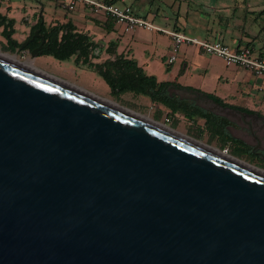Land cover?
<instances>
[{
  "label": "water",
  "instance_id": "1",
  "mask_svg": "<svg viewBox=\"0 0 264 264\" xmlns=\"http://www.w3.org/2000/svg\"><path fill=\"white\" fill-rule=\"evenodd\" d=\"M55 77L0 58V264H264L263 174Z\"/></svg>",
  "mask_w": 264,
  "mask_h": 264
},
{
  "label": "crops",
  "instance_id": "2",
  "mask_svg": "<svg viewBox=\"0 0 264 264\" xmlns=\"http://www.w3.org/2000/svg\"><path fill=\"white\" fill-rule=\"evenodd\" d=\"M123 1L129 3L139 16L153 20L161 16L167 22L161 8L165 3L174 15L169 31H163L164 34L155 33L154 28L126 31L123 24L94 13L84 2L69 10L51 0V11L42 0H1L0 15L13 19L11 37L19 43L30 35L39 20L46 27L70 20L76 30L99 41L103 51L114 42L115 53L134 59L146 75L155 76L157 81H175L182 86L213 93L228 103L264 113V76H256L239 66L226 65L219 56L206 54L199 44L183 45L180 54L167 62L171 52L170 32L174 30L201 40L220 39L233 48L248 45L264 54V0H224L210 5L209 11L195 7L189 0ZM81 8L88 12L91 22L78 11ZM93 24L102 32H97ZM3 28L0 24V43L6 49ZM50 56L48 54V62L53 60Z\"/></svg>",
  "mask_w": 264,
  "mask_h": 264
},
{
  "label": "trees",
  "instance_id": "3",
  "mask_svg": "<svg viewBox=\"0 0 264 264\" xmlns=\"http://www.w3.org/2000/svg\"><path fill=\"white\" fill-rule=\"evenodd\" d=\"M106 1L116 2L115 0ZM0 24H3L4 27L3 34L6 37V49L10 51L19 49L20 43L11 37L13 19L0 15ZM39 26H41V32L47 38L49 45L44 54H50L58 60L74 57V62L77 65H84L96 70L100 77L109 84L112 94L116 95L130 91L135 94L146 95L152 101L166 106L169 110L167 114L171 117H174L176 113H181L192 121L200 117L204 120V125L199 129L200 132L206 130L209 137L217 138L221 148L227 143L231 144L234 155H246L247 150L241 145V141L233 137L226 129L227 120L224 117L200 107L193 101L190 102L171 95L169 90L170 88L191 90L209 96L224 105L250 110L247 107L228 103L213 93L182 86L175 81H157L155 76L146 75L134 59H127L123 55L115 53L113 50L114 42L110 43L105 49L113 57L106 58L101 62L93 61V58H98L103 51L102 44L95 41L88 33L76 30L70 20L62 23L57 22L47 27L43 21L39 20L34 29ZM34 42H31L29 46H32ZM24 48H28V46ZM120 84H123V86L117 89Z\"/></svg>",
  "mask_w": 264,
  "mask_h": 264
},
{
  "label": "rangeland",
  "instance_id": "4",
  "mask_svg": "<svg viewBox=\"0 0 264 264\" xmlns=\"http://www.w3.org/2000/svg\"><path fill=\"white\" fill-rule=\"evenodd\" d=\"M42 1L45 2L46 6L51 8L52 11L53 3L51 2V0ZM222 1L224 0H189L191 4L202 9L203 11H209L208 9L210 8V5H213L214 3H220ZM161 8L163 9L162 14L167 18V22L161 16L153 20V24L155 27L152 31L158 34H164L163 31H169V26H171L172 18L174 16L170 7H168L165 3L161 5ZM78 11H80L86 17V20L88 22L92 21L91 18L87 16L88 12L85 9L81 8ZM93 25L97 32H102L95 24ZM185 34L187 36H190L187 33ZM113 36L114 34L112 35V37ZM122 42L124 43V39H122ZM183 45L185 44L180 45L176 55L180 54L179 52ZM0 50L9 54H14L20 60H28L33 66L42 71L62 78L101 97L114 101L123 107H127L135 112L147 115L183 134L203 141L206 144L216 146L220 149H226L227 153L234 155L232 153L231 144L227 143L223 148H221L217 138L209 137V134L206 130H203L202 132L199 131V129L204 125V120L202 118L197 117L195 121H192L183 116L181 113H176L174 117H171L167 114L169 110L166 106L152 101L146 95L141 96L140 94H135L128 91L116 95L112 94L109 84L102 77H100L96 70L90 69L87 66L77 65L74 62V57L66 60H57L51 55L52 57H50L53 60H50L48 62V55H44L42 57H32L26 49H17L15 51H10L1 46L0 43ZM110 57L113 56H108V53L106 51H102L100 53V56L94 59V61L101 62ZM236 157L245 160L253 165L255 164L257 166L263 167L264 169L263 163H258L251 157H248L246 155Z\"/></svg>",
  "mask_w": 264,
  "mask_h": 264
},
{
  "label": "built area",
  "instance_id": "5",
  "mask_svg": "<svg viewBox=\"0 0 264 264\" xmlns=\"http://www.w3.org/2000/svg\"><path fill=\"white\" fill-rule=\"evenodd\" d=\"M1 1V0H0ZM64 7L72 10L79 2L90 5L94 13L104 15L121 23L126 31L137 28L153 29V19L137 15L129 3L120 0L107 2L104 0H56ZM171 35V52L167 62H172L181 44H199L206 54L219 56L226 65H235L247 69L256 76H264V54L257 53L248 45L231 47L220 39L201 40L187 36L182 31L174 30ZM167 119V118H166ZM226 151V149H223Z\"/></svg>",
  "mask_w": 264,
  "mask_h": 264
},
{
  "label": "flooded vegetation",
  "instance_id": "6",
  "mask_svg": "<svg viewBox=\"0 0 264 264\" xmlns=\"http://www.w3.org/2000/svg\"><path fill=\"white\" fill-rule=\"evenodd\" d=\"M34 31L35 29L30 33L27 38H30ZM31 42L34 43L32 46H29ZM26 46H28V48H24L23 50L26 49L29 52L32 49H36L38 51L37 57L41 55H48L44 54V51L49 47L47 43V38L45 36L42 44L40 36H34L33 39L30 40ZM122 86L123 84H120L119 86H117V89L121 88ZM169 91L171 95H175L182 99H186L190 102L193 101L196 103V97H192L189 95L180 96L174 88H170ZM233 108H235L236 111L230 118L219 115L227 120V123L225 124L226 129L229 131L230 134V129H232L239 135V137L235 138L241 141V145L247 150L246 156L251 157L258 163H263L264 165V113L251 109L245 110L239 107Z\"/></svg>",
  "mask_w": 264,
  "mask_h": 264
},
{
  "label": "bare ground",
  "instance_id": "7",
  "mask_svg": "<svg viewBox=\"0 0 264 264\" xmlns=\"http://www.w3.org/2000/svg\"><path fill=\"white\" fill-rule=\"evenodd\" d=\"M0 58H2L3 60H6L8 62L23 66L25 68H28V69H30L32 71H35V72H37V73H39L41 75L46 76V77H50L52 79L59 80L58 78H56L52 74H49V73H47L45 71H42V70L36 68L28 60L23 61V60L18 59L14 54H9V53H6V52H3V51L0 50ZM100 99L102 101L114 106V107H117V108L122 109V110H124V111H126L128 113L133 114L138 119H141V120H143V121H145L147 123H150V124H152L154 126L162 128V129H164L166 131H169L171 133L177 134L178 136H180V137H182L184 139H187V140H189L190 142H192V143H194L196 145H199V146H201V147H203V148H205L207 150H210V151H212V152H214L216 154H219V155H221V156H223V157H225L227 159H230V160H232V161H234L236 163H239V164H241V165H243V166H245L247 168H250V169H252V170H254L256 172H259V173L264 175V169L263 168L257 167L256 165H253V164H251V163H249V162H247L245 160H242V159H240V158H238V157H236V156H234L232 154H229V153H227L225 151H221L216 146H211L209 144L204 143L203 141H200V140L195 139L193 137H190V136H188L186 134H183V133L171 128L170 126L165 125L162 122L154 120L153 118H151V117H149L147 115H143V114L135 112L133 110L124 109V108L120 107L117 103H115L114 101H111V100L105 99V98H101V97H100Z\"/></svg>",
  "mask_w": 264,
  "mask_h": 264
}]
</instances>
